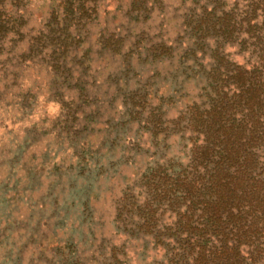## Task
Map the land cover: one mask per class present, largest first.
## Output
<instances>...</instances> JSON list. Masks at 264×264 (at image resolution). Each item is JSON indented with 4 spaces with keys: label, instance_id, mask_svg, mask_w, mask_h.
I'll return each instance as SVG.
<instances>
[{
    "label": "rangeland",
    "instance_id": "1",
    "mask_svg": "<svg viewBox=\"0 0 264 264\" xmlns=\"http://www.w3.org/2000/svg\"><path fill=\"white\" fill-rule=\"evenodd\" d=\"M51 1H23L0 55V264H169L174 243L138 232L131 206L147 198L145 174L188 163L187 112L208 102L217 52L249 63L196 24L251 0H148L140 11L97 0L55 57L33 43ZM162 214L159 227L172 226Z\"/></svg>",
    "mask_w": 264,
    "mask_h": 264
},
{
    "label": "trees",
    "instance_id": "2",
    "mask_svg": "<svg viewBox=\"0 0 264 264\" xmlns=\"http://www.w3.org/2000/svg\"><path fill=\"white\" fill-rule=\"evenodd\" d=\"M23 1L0 0V55L6 38L24 24ZM56 1L51 22L33 40L54 46L53 57L75 42L72 28L88 20L95 10L90 4L97 0L51 3ZM147 1L132 0V10L140 11ZM217 10L206 9L195 29L236 42L250 52L249 63L227 64L216 51L219 68L209 74L208 102L193 104L187 112L188 163L145 174L147 198L131 206L138 232L152 236L157 245L165 239L174 243L167 245L169 264L264 261V0H251L241 13L236 7ZM159 211L173 217L172 226L159 227Z\"/></svg>",
    "mask_w": 264,
    "mask_h": 264
}]
</instances>
